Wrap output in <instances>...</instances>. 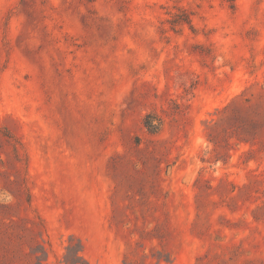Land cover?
<instances>
[{
  "label": "rangeland",
  "instance_id": "374dc122",
  "mask_svg": "<svg viewBox=\"0 0 264 264\" xmlns=\"http://www.w3.org/2000/svg\"><path fill=\"white\" fill-rule=\"evenodd\" d=\"M0 264H264V0H0Z\"/></svg>",
  "mask_w": 264,
  "mask_h": 264
}]
</instances>
